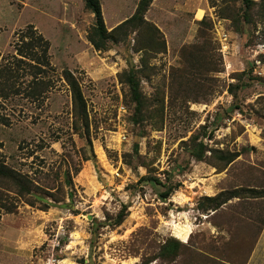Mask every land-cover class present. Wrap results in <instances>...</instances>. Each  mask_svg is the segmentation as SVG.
<instances>
[{"label": "rangeland", "instance_id": "1", "mask_svg": "<svg viewBox=\"0 0 264 264\" xmlns=\"http://www.w3.org/2000/svg\"><path fill=\"white\" fill-rule=\"evenodd\" d=\"M139 1L101 0L107 29ZM145 19L160 33L126 27L97 50L84 0H0V65L31 33L54 66L43 96L31 74L0 96V163L60 198L43 209L0 178V264H264V0H165ZM64 69L87 100L78 129Z\"/></svg>", "mask_w": 264, "mask_h": 264}, {"label": "trees", "instance_id": "2", "mask_svg": "<svg viewBox=\"0 0 264 264\" xmlns=\"http://www.w3.org/2000/svg\"><path fill=\"white\" fill-rule=\"evenodd\" d=\"M84 2L86 7L91 10L95 16V22L91 31L89 32L88 39L97 50H106L108 47V41L113 38V35L118 30L125 29L126 27L141 28L144 26L150 29L151 34L160 33V29L156 25L145 19V13L147 12L153 0H140L135 13H133L129 18L125 19L111 31L107 29L105 24L101 0H84ZM38 45L40 50L37 51L36 48ZM50 47L51 44L49 40L44 38V36L41 34L32 35L31 33H25L22 36L21 43L17 49L18 56H15L16 62L14 63L13 61L8 60L7 62L5 61L2 65H0V96H9V94L15 93L12 91L17 90L16 79H19L24 74H31L32 76V81L30 84L31 92L29 93V96H43V94L46 92L45 89L48 90L49 88L48 83L46 82V77L48 76L49 70H54V66L51 64V55L49 53ZM24 63L29 65V68H25L24 73H20ZM62 77L69 85L75 111L80 110L79 113L76 111V117L74 121L76 129H78L77 123L80 122L82 125L84 122H86L87 124V100H85L80 80L73 71L70 69H64ZM128 82L130 84V92L134 100H136L137 108L139 109L141 105V95L138 92V86L136 84L135 77H131ZM201 146L203 147V143H201ZM203 154L204 152H201L200 154L196 155V151H194V155H196L199 160H203ZM223 155L225 162L229 164L240 155V152H223ZM0 178L9 181L13 185L15 184L18 188L19 194L26 197L27 201L32 205L42 202L43 204L41 207L43 209H48L51 204L44 198L50 197L54 201L60 200L55 192L50 191L53 188L50 186V184L43 185L38 183L32 176H30L29 173L21 172L15 167L13 168L11 165L0 163ZM38 195H43L42 197L44 198H38ZM220 196L221 195H217L214 199H211L214 200V203H216V208L226 202H218ZM261 196L264 197V192H255L254 197ZM122 220L123 215L121 213L117 220V224H121ZM181 247V241L171 237L162 245L160 255L162 257L165 256L167 258H175L179 254Z\"/></svg>", "mask_w": 264, "mask_h": 264}, {"label": "crops", "instance_id": "3", "mask_svg": "<svg viewBox=\"0 0 264 264\" xmlns=\"http://www.w3.org/2000/svg\"><path fill=\"white\" fill-rule=\"evenodd\" d=\"M165 1V0H164ZM164 1L163 0H153V2L151 3V7L153 8L156 4L157 5H159L160 7H163V5H164ZM199 7V6H198ZM200 8H198V10H199ZM262 209H260L259 210V214L258 215H260V218L262 219V225L261 226H264V210H262ZM260 211H261V213H260ZM261 231H263L264 232V228L261 230ZM263 232H262V234H261V236H260V238H259V240L258 241H260V243H259V245L258 246H260V245H262L263 247H264V244H263V239H264V237H263ZM257 248V247H256ZM256 250V249H255ZM255 252V251H254ZM252 261V260H251Z\"/></svg>", "mask_w": 264, "mask_h": 264}, {"label": "bare ground", "instance_id": "4", "mask_svg": "<svg viewBox=\"0 0 264 264\" xmlns=\"http://www.w3.org/2000/svg\"><path fill=\"white\" fill-rule=\"evenodd\" d=\"M184 237H185V236H184ZM184 237H183V238H184Z\"/></svg>", "mask_w": 264, "mask_h": 264}]
</instances>
